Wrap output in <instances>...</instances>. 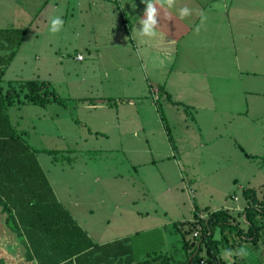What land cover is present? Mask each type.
<instances>
[{"label":"rangeland","instance_id":"rangeland-1","mask_svg":"<svg viewBox=\"0 0 264 264\" xmlns=\"http://www.w3.org/2000/svg\"><path fill=\"white\" fill-rule=\"evenodd\" d=\"M116 2L0 0V29L26 31L0 88L44 81L62 101L30 103L24 88L7 112L58 202L94 242L127 238L135 262L162 254L183 264L184 242L197 243L195 206L224 210L243 233V210L254 200L264 207V0H233L242 20L227 17L229 25L205 9L161 79L147 78L126 48L128 21ZM225 22L234 32L242 25L246 53L235 54ZM5 217L0 210V224ZM259 233L254 244L217 228L216 256L202 247L203 264H264V227Z\"/></svg>","mask_w":264,"mask_h":264},{"label":"trees","instance_id":"trees-1","mask_svg":"<svg viewBox=\"0 0 264 264\" xmlns=\"http://www.w3.org/2000/svg\"><path fill=\"white\" fill-rule=\"evenodd\" d=\"M25 35V29H0L1 75L4 72L2 68L10 65L15 58ZM4 51L8 53L1 54ZM48 86L44 81L27 80L17 86L11 83L5 92L0 88V208L2 214H6L5 223L11 224L9 229L21 239L26 259L35 260L37 264H172L170 256L162 254L135 262L127 238L103 245L93 243L58 202L35 153L15 133L7 112L14 102L19 101L24 88L28 92L24 94L25 100L30 103L39 106H45L50 101L62 104L55 92L47 89ZM159 90L162 91V87ZM161 119L172 149L176 150L164 116ZM194 209L197 210L194 219H197V206ZM243 216L248 226L245 233L224 210L208 213L207 221L194 222V229L197 225L201 227L200 235L196 245H189L183 239L184 248L192 249L188 250L183 264H199L204 246L209 258L216 256L218 244L213 234L217 228L221 233L228 231L257 244L259 232L264 227V224L258 226L257 220L264 221V207L254 200L243 210ZM223 239L225 245L226 236Z\"/></svg>","mask_w":264,"mask_h":264},{"label":"crops","instance_id":"crops-1","mask_svg":"<svg viewBox=\"0 0 264 264\" xmlns=\"http://www.w3.org/2000/svg\"><path fill=\"white\" fill-rule=\"evenodd\" d=\"M228 1L174 0L171 8H169L167 4H165L164 7H160L159 5H157L156 7L158 15L156 17V25L154 28L156 35L153 37H149L140 34V30L142 28L140 21L146 19L144 15V12L146 10V3H143L142 0H117L119 5H116L117 10L125 15L124 17L128 21V28H126L129 35V46L131 47V49L128 47L126 48L129 49L132 53L139 55V58L142 59L143 69L147 74V78H149L148 71H156L157 76L156 78L154 76L153 80L154 78L161 79V72L167 69L168 61L172 60V56L174 55L175 50L174 47L177 46V44L184 37H193V29L202 23V15L205 9L209 8L212 12H216V10L218 11L217 13H215L214 20H216L217 15L219 18H223V21L226 22L227 17L229 18V20L234 19L235 21L236 18L240 16L239 20H242L241 12L238 15V12L241 10L239 8H234L231 10L233 0H230V5ZM183 8H188L190 10V14L181 18L179 13ZM235 9L237 13H235ZM226 22L224 25V27L226 28V32H229L230 39H233L234 43L239 45L238 47L234 46L235 54L238 55L237 50H239L240 53L241 51L243 53H246L247 48L245 46V40L247 39V36L242 30V25L239 28L235 29L234 32L232 23L230 24L228 29L227 26L229 25V23L227 22V25ZM121 27L123 29L122 24ZM224 36H227V33H225ZM234 38H237L238 40H234ZM242 41L244 42L241 44ZM223 43L226 44L225 39H223ZM251 55L254 57L253 51L251 52ZM255 59L259 60L260 58L256 56ZM163 86L165 85H161L162 88ZM52 190L54 189L52 188ZM3 217L4 216H2V218ZM3 222V224H0V264H37L35 260L28 261L26 259V249L21 239L18 238L16 234L7 227L5 220ZM77 225L81 227L78 223ZM81 229L84 231L82 227ZM87 236L89 237L88 234ZM119 240L115 239L108 242L96 243L91 239L93 243L98 245H103Z\"/></svg>","mask_w":264,"mask_h":264},{"label":"clouds","instance_id":"clouds-1","mask_svg":"<svg viewBox=\"0 0 264 264\" xmlns=\"http://www.w3.org/2000/svg\"><path fill=\"white\" fill-rule=\"evenodd\" d=\"M143 3H146V10L144 15L146 19L140 21L142 28L140 30L141 35H146L149 37H153L156 35L154 31L156 25V17L158 15L157 5L160 7H164L165 4L171 8L174 0H142ZM180 17L183 18L190 14V10L188 8H183L180 10ZM52 31L58 32L63 25V21L60 18H55L51 20ZM242 254V253H241Z\"/></svg>","mask_w":264,"mask_h":264},{"label":"built area","instance_id":"built-area-1","mask_svg":"<svg viewBox=\"0 0 264 264\" xmlns=\"http://www.w3.org/2000/svg\"><path fill=\"white\" fill-rule=\"evenodd\" d=\"M77 60L81 61L83 60L82 56L81 55H77L76 57ZM233 199L236 201L237 198L236 197H233ZM207 218H208V214H203L202 212L198 213L197 214V219H194V222L196 223L197 221H207ZM200 225H197V228L194 230L193 234H192V238L193 239H198L199 235H200ZM204 261H200V264H203Z\"/></svg>","mask_w":264,"mask_h":264}]
</instances>
